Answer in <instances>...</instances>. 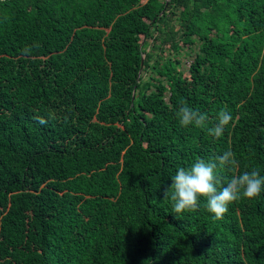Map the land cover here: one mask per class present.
I'll use <instances>...</instances> for the list:
<instances>
[{
  "label": "trees",
  "instance_id": "1",
  "mask_svg": "<svg viewBox=\"0 0 264 264\" xmlns=\"http://www.w3.org/2000/svg\"><path fill=\"white\" fill-rule=\"evenodd\" d=\"M229 149L264 176V0L0 1V264H264V190L164 197Z\"/></svg>",
  "mask_w": 264,
  "mask_h": 264
},
{
  "label": "clouds",
  "instance_id": "2",
  "mask_svg": "<svg viewBox=\"0 0 264 264\" xmlns=\"http://www.w3.org/2000/svg\"><path fill=\"white\" fill-rule=\"evenodd\" d=\"M33 47H25L23 52L28 55ZM176 118L182 127L194 126L205 129L210 136L219 138L233 117L230 112L221 110L217 116V123L208 127L206 114L181 102L176 112ZM237 159L234 152L229 149L216 156L212 160L197 159L190 167H179L176 174L171 177V185L164 192L165 199L173 202L172 211L177 218L184 213L196 212L199 202L203 198L207 211L213 214L217 220L223 219L229 211V205L246 198L253 200L261 195L264 190V176L258 169L244 171L225 182L221 173L225 170H233L237 167Z\"/></svg>",
  "mask_w": 264,
  "mask_h": 264
},
{
  "label": "rangeland",
  "instance_id": "3",
  "mask_svg": "<svg viewBox=\"0 0 264 264\" xmlns=\"http://www.w3.org/2000/svg\"><path fill=\"white\" fill-rule=\"evenodd\" d=\"M185 58H187L188 60H191V54L188 56V57H185Z\"/></svg>",
  "mask_w": 264,
  "mask_h": 264
},
{
  "label": "water",
  "instance_id": "4",
  "mask_svg": "<svg viewBox=\"0 0 264 264\" xmlns=\"http://www.w3.org/2000/svg\"><path fill=\"white\" fill-rule=\"evenodd\" d=\"M0 1H4V0H0ZM141 63H142V60L140 61V65H141Z\"/></svg>",
  "mask_w": 264,
  "mask_h": 264
}]
</instances>
